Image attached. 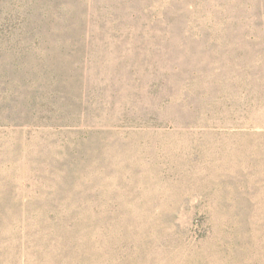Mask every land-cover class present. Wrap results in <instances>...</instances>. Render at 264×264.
Here are the masks:
<instances>
[{
	"label": "rangeland",
	"instance_id": "obj_1",
	"mask_svg": "<svg viewBox=\"0 0 264 264\" xmlns=\"http://www.w3.org/2000/svg\"><path fill=\"white\" fill-rule=\"evenodd\" d=\"M182 2L89 66L0 15V264H264V0Z\"/></svg>",
	"mask_w": 264,
	"mask_h": 264
},
{
	"label": "trees",
	"instance_id": "obj_2",
	"mask_svg": "<svg viewBox=\"0 0 264 264\" xmlns=\"http://www.w3.org/2000/svg\"><path fill=\"white\" fill-rule=\"evenodd\" d=\"M150 0H7L10 9L2 7L0 15L5 12L7 17L16 15L26 30H37V36H51L53 43L62 49L69 48L67 56L72 57L74 51H82V62L89 66L99 60L95 46L96 33L153 32L156 30L167 34L181 31L180 16L171 10H177V3L182 0H171L168 8L158 7L157 14L150 5ZM188 3V0L182 2ZM179 10V9H178ZM176 15V16H175ZM18 20V23H19ZM160 28V29H159ZM164 37H166L164 35ZM181 43V42H180ZM159 42L151 47L149 58H156L164 51L158 48ZM174 48L176 44L173 45ZM170 49L171 47L168 46ZM46 62V74H53V68ZM77 55V54H76ZM77 60L72 64L70 73L76 74L79 70ZM68 74L73 79L72 74ZM33 81L38 83L42 74L37 75ZM61 79L64 78L58 75ZM42 83V80H40ZM52 87V84L48 85ZM62 89L65 87L60 86ZM37 89H33V101L37 97ZM50 96V95H48ZM51 97V96H50ZM37 99V98H36ZM30 100V95L28 96ZM36 101V100H35ZM34 101V102H35Z\"/></svg>",
	"mask_w": 264,
	"mask_h": 264
}]
</instances>
